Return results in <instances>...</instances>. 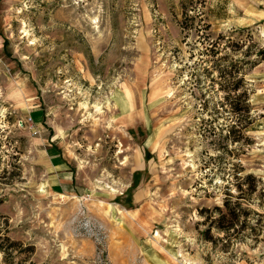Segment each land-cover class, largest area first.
I'll use <instances>...</instances> for the list:
<instances>
[{"label": "rangeland", "instance_id": "1", "mask_svg": "<svg viewBox=\"0 0 264 264\" xmlns=\"http://www.w3.org/2000/svg\"><path fill=\"white\" fill-rule=\"evenodd\" d=\"M237 165L264 187V0H0V213L27 263L264 264V220L228 252L199 239Z\"/></svg>", "mask_w": 264, "mask_h": 264}, {"label": "trees", "instance_id": "2", "mask_svg": "<svg viewBox=\"0 0 264 264\" xmlns=\"http://www.w3.org/2000/svg\"><path fill=\"white\" fill-rule=\"evenodd\" d=\"M255 61L251 64L256 65ZM216 68L220 74L231 78L219 84V89L225 93L224 99L229 104L230 112L235 115L225 136L231 143L243 145L247 138L244 130L253 120L248 102L249 93L244 88L245 82L241 69L236 62L225 68L218 66ZM243 171L244 168L241 165L236 166L232 174L234 179L226 186L220 205L199 209L203 226L198 231L199 239L209 244L213 250L228 252L235 243L247 242L248 239L255 242L259 240L264 212L253 209L251 203L256 193L259 196L264 195V187L261 180L253 173H242ZM2 202L3 199L0 197V205ZM9 232L7 219L0 213V264H45L32 261L27 263V258L33 252L34 246L12 238Z\"/></svg>", "mask_w": 264, "mask_h": 264}, {"label": "bare ground", "instance_id": "3", "mask_svg": "<svg viewBox=\"0 0 264 264\" xmlns=\"http://www.w3.org/2000/svg\"><path fill=\"white\" fill-rule=\"evenodd\" d=\"M97 106V105H96ZM98 109V108H97Z\"/></svg>", "mask_w": 264, "mask_h": 264}]
</instances>
